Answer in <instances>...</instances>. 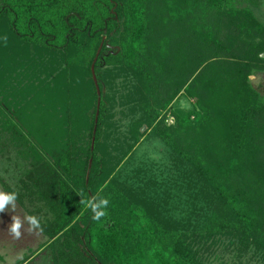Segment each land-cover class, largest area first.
Segmentation results:
<instances>
[{
  "label": "trees",
  "instance_id": "obj_1",
  "mask_svg": "<svg viewBox=\"0 0 264 264\" xmlns=\"http://www.w3.org/2000/svg\"><path fill=\"white\" fill-rule=\"evenodd\" d=\"M263 6L0 0V131L55 162L36 175L56 216L50 264H264V96L250 81L264 73ZM122 77L127 93L111 100L103 90ZM183 96L193 108L168 125ZM113 105L133 115L119 140ZM144 126L170 153L160 183L122 180Z\"/></svg>",
  "mask_w": 264,
  "mask_h": 264
},
{
  "label": "rangeland",
  "instance_id": "obj_2",
  "mask_svg": "<svg viewBox=\"0 0 264 264\" xmlns=\"http://www.w3.org/2000/svg\"><path fill=\"white\" fill-rule=\"evenodd\" d=\"M263 4H264V0H263ZM262 13L264 15V6L262 8ZM105 40L106 37L104 39V43ZM91 71H92V67H91ZM250 81L253 87L264 96V73H256L254 76L251 77ZM128 84H129L128 78L122 77L116 82V87L114 88L113 92L112 90H110V88H105L103 90V93L109 95V97L111 96L110 99L112 100L113 98L119 97L120 94L122 93L126 94L127 93L126 87ZM97 95H98V91H97ZM101 96H102V91H101ZM101 96L98 95L99 99L101 98ZM99 99L97 102V116L99 115L98 112L101 107V103L99 106ZM111 102L109 104L110 109L112 107ZM113 106L116 109L115 120L116 122L119 123L120 128L117 127L116 130H112V133H110L108 137L112 136L111 137L112 139L119 140L121 134H124L125 131H127V126L130 124L133 115L132 117L131 115H128L127 118H122L123 115L121 114V111H123L122 109L123 107H121V111H120V107L115 105ZM193 106H194L193 101L187 99L184 96L181 97L175 103L173 108L167 112L168 115L167 124L168 125L174 124L175 121L174 118H172L171 114L175 110V108H180L182 110L187 111L193 108ZM126 109L127 108H125L124 111H126ZM149 132L150 131L147 126H144L141 129L142 134H147ZM127 134L129 135L128 132ZM121 139H122L121 141L125 143L127 142L126 135H124L123 138ZM26 145L15 143L10 137H5L1 135V131H0V179L5 180L10 186L9 190H7L5 193L16 195V200L14 201V204L17 207V215L23 214L26 223V225L22 224L23 226L20 229L21 233L25 232L24 237L20 240H17V242L14 243H19V244L21 243V245L23 244L26 246L32 244L33 248H35V246L37 247L39 244H43L45 246L49 245L50 238L46 232V227L53 224L56 218V216L50 210L49 203L46 200H44L41 195L42 193L41 191L45 189L43 188L44 186L40 184L39 185L36 184V180L38 178V176L36 175L41 174L42 176L44 173L42 170L37 172V168L40 165H42V167H45L44 169H47L49 164L54 166L55 162L51 160L50 156L45 151H43L42 148L38 147L36 144L34 145V147L40 151L39 153L33 151L35 154L28 151L29 148L25 150L24 146ZM94 147H95V140H92V150L94 149ZM86 149L87 148H83L82 150H86ZM117 150L113 149L112 150L113 154H119ZM109 152L111 153V150H109ZM82 158L83 157L79 159ZM91 167H92V161L89 162V168L91 169ZM169 167H170L169 150L166 148V146L164 145L161 139L154 136L153 134H147L146 137H144L143 141L136 148H134L132 152H130L128 159L125 161L123 165L124 170L122 173L123 175L122 180L124 181L125 178H132L134 177L136 172L140 171L142 172L141 180H144V178L146 177L147 179L157 180L158 183H160L163 182L165 179H167L169 175V171H168ZM88 182H89V173L87 174L86 177V183L88 184ZM89 203H92V200L89 201ZM28 217H34L36 220H38L40 227L34 228L29 223L27 224ZM40 235L44 236L43 238L45 239H42L41 241V238L39 237ZM45 258L43 257L42 262L39 261V259H37L38 261L34 262L33 264H50L49 258L48 257L46 259ZM242 264H263V263L254 262L253 260L246 258L244 260V263Z\"/></svg>",
  "mask_w": 264,
  "mask_h": 264
},
{
  "label": "crops",
  "instance_id": "obj_3",
  "mask_svg": "<svg viewBox=\"0 0 264 264\" xmlns=\"http://www.w3.org/2000/svg\"><path fill=\"white\" fill-rule=\"evenodd\" d=\"M9 187V184L5 180L0 179V192L5 193L9 190ZM14 219H19L23 225H26L23 214L17 215V207L15 204L14 206L10 204L5 208L3 213H0V264H33L38 261L37 259L42 262L43 257L47 258L48 256L45 251L48 245L39 244L33 248L32 244L28 245L30 246L28 247L23 244L21 245V243H14L25 235V232H22L17 237L11 231V224ZM39 237L41 241L45 239L42 235Z\"/></svg>",
  "mask_w": 264,
  "mask_h": 264
},
{
  "label": "clouds",
  "instance_id": "obj_4",
  "mask_svg": "<svg viewBox=\"0 0 264 264\" xmlns=\"http://www.w3.org/2000/svg\"><path fill=\"white\" fill-rule=\"evenodd\" d=\"M16 200L15 194H6L3 192H0V213H3L5 211V208L12 204L14 206V201ZM108 205L107 200H101L99 207L106 208ZM91 206V205H90ZM93 210L96 211V207H93ZM104 215L103 211H97V214L95 216V219L99 220V218ZM28 223L32 225L34 228H39L40 224L39 221L36 220L34 217H28L27 218ZM22 223L19 219H14L11 224V231L15 233L17 237L20 236L21 232L20 229L22 228Z\"/></svg>",
  "mask_w": 264,
  "mask_h": 264
},
{
  "label": "water",
  "instance_id": "obj_5",
  "mask_svg": "<svg viewBox=\"0 0 264 264\" xmlns=\"http://www.w3.org/2000/svg\"><path fill=\"white\" fill-rule=\"evenodd\" d=\"M103 46H104V41H103V43H102V45H101V47H100V49H99V51H98V54H97V56H96V59H95V61H94L93 66H92L93 79H94V82H95V84H96V87H97V91H98V95H99V96H101V90H100V87H99V85H98V80H97V76H96V72H95V65H96V63H97V61H98V58H99V56H100V53H101V51H102ZM100 103H101V98L99 99V106H100ZM98 113H99V112H98Z\"/></svg>",
  "mask_w": 264,
  "mask_h": 264
}]
</instances>
